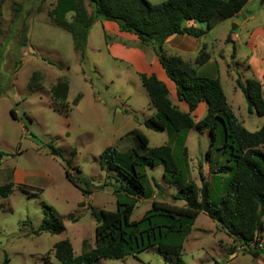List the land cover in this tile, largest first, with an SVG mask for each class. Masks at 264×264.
<instances>
[{
	"label": "rangeland",
	"instance_id": "obj_1",
	"mask_svg": "<svg viewBox=\"0 0 264 264\" xmlns=\"http://www.w3.org/2000/svg\"><path fill=\"white\" fill-rule=\"evenodd\" d=\"M55 1L3 0L0 7V151L5 153L0 157V185L14 183L12 193L0 197V264L5 256L9 264H61L54 256V244L61 239L69 240L75 255L93 248L96 220L90 207L115 211L114 189L122 182L116 172L99 166L102 150L113 147L118 155L127 158L133 151L142 153L130 133L132 129H139L148 137L149 148L173 145L166 130L145 127L144 119L156 113L147 91L134 66L113 56L106 46L112 42H136L137 47L143 44L131 34L106 35L102 31L104 20L96 18L81 61L71 33L47 14ZM262 2L260 6L264 7ZM84 5L88 12L92 11L88 0H84ZM72 15L67 13L65 19L69 21ZM230 26H235L234 30L239 28L228 19L215 24L206 38L211 49H202L216 58L219 81L233 112L246 129L255 131L264 122V116L248 113L246 101L235 86L237 75L244 80L249 71L248 65L236 64L230 54V35L226 33ZM34 73L38 75V85L31 86ZM58 80L68 84L63 103L54 100L50 93ZM260 83L264 97V77ZM205 114L206 108L203 112L197 110L194 121ZM48 143L60 150L62 158L50 154ZM185 146L186 156L175 151L183 168L184 183L193 182L200 187V170L210 188V201L217 202L229 176L226 168V172L219 168L229 162L210 146L207 130L190 129ZM145 170L151 196L126 197L134 204L132 220L140 219L153 200L184 206V201L173 198L177 184L163 177L161 164ZM65 171L88 191L85 195L67 180ZM14 175L19 177L16 182ZM47 206L62 215L63 232H32L44 217H49L45 213ZM240 243L200 212L187 227L180 257L184 264H264V251L253 257L248 250L240 249ZM94 264L177 262L175 255L164 257L156 247H151L121 259L100 258Z\"/></svg>",
	"mask_w": 264,
	"mask_h": 264
},
{
	"label": "trees",
	"instance_id": "obj_2",
	"mask_svg": "<svg viewBox=\"0 0 264 264\" xmlns=\"http://www.w3.org/2000/svg\"><path fill=\"white\" fill-rule=\"evenodd\" d=\"M3 0H0V7ZM247 0H164L151 3L149 0H88L92 11L88 12L84 0H56L47 14L54 23L68 30L74 41V48L85 58L87 36L96 18L115 22L119 31L135 35L141 44H149L168 79L175 85L176 100L187 106L182 111L173 104L164 82L154 74L137 73L147 91L151 106L156 113L144 119L146 128L166 130L173 145L148 147V137L139 129H132L138 151L128 158L120 156L113 147H106L99 155V166L120 175L121 183L114 189L117 193L116 210L97 211L90 207L96 220L95 246L75 255L67 239L54 244V256L61 264H94L100 258L121 259L129 254L156 247L164 257L175 255L177 264H184L180 255L187 227L200 212H204L226 232L233 241L247 242L256 232L264 230V122L255 131L246 129L229 105L218 78L201 75L197 68L204 64L209 55L202 50L193 63L180 56L168 55L163 50L164 41L172 34H188L201 37L218 22L231 18L246 4ZM67 13H72L69 21ZM1 14V13H0ZM187 21L203 24L202 28L186 25ZM1 32V29H0ZM233 55V52H232ZM34 73L31 86L38 85ZM248 113L264 116L262 84L255 77L241 80L235 78ZM51 97L63 103L68 94V84L58 80L50 89ZM200 102L206 104V114L194 121L192 112ZM13 113V112H12ZM207 130L210 146L220 151L229 162L219 171L229 172L223 193L217 202L210 201V188L199 170L201 186L184 183L183 168L176 156V149L186 156L185 140L190 129ZM219 146L215 148V143ZM47 147L51 155L62 158L61 152L52 143ZM210 149L207 156H210ZM5 155L0 151V157ZM161 164L163 177L177 184L176 200L185 202L177 207L153 200L151 207L140 219L132 220L133 202L126 197L149 198L151 190L147 185L146 167ZM65 177L85 195L76 179L67 171ZM218 173V171H217ZM13 182L0 185V197H7L13 191ZM23 187V186H22ZM82 204V202H81ZM42 222L32 232L59 234L65 230L62 215L47 206ZM262 249L249 251L258 257ZM2 264H9L8 257Z\"/></svg>",
	"mask_w": 264,
	"mask_h": 264
},
{
	"label": "crops",
	"instance_id": "obj_3",
	"mask_svg": "<svg viewBox=\"0 0 264 264\" xmlns=\"http://www.w3.org/2000/svg\"><path fill=\"white\" fill-rule=\"evenodd\" d=\"M262 3V0H247L240 12L228 18L231 23L238 25V30H234L235 26H230L226 32L230 35V44L232 46L230 54L232 55L233 52L234 62L236 64L244 62L248 65L249 73L245 77H255L260 82L264 77V7L260 6ZM243 14L244 17H242ZM259 19H261L260 22H258ZM185 24L199 28L203 27V24L195 21H187ZM102 31L106 35L109 32L116 36L129 34L119 31L117 24L108 20H104V23H102ZM208 34L209 31L198 38L188 34H172L164 41L163 50L168 55H177L185 61L193 63L202 47H206V50L208 48L211 49V46H208L206 42ZM132 36L138 41L135 35ZM112 43L110 45L107 43L106 46L113 56L121 57L126 62H129L136 69V73H144L146 75L154 74L159 80L165 83L171 102L177 105L182 111L188 110L183 102L176 100L175 85L166 76L151 45L143 44V47H137L134 44L136 42H133L132 45ZM230 54L229 56H231ZM197 72L201 75L218 78L220 80V67L212 54H210L209 59L204 64L197 68ZM224 72L228 73L226 69ZM205 108L204 103L200 102L192 112L193 118L197 110L203 112ZM18 178V175H14L13 181L16 182Z\"/></svg>",
	"mask_w": 264,
	"mask_h": 264
},
{
	"label": "built area",
	"instance_id": "obj_4",
	"mask_svg": "<svg viewBox=\"0 0 264 264\" xmlns=\"http://www.w3.org/2000/svg\"><path fill=\"white\" fill-rule=\"evenodd\" d=\"M240 244V249H246L248 251L262 249L264 247V230L256 232L255 236L251 240L241 242Z\"/></svg>",
	"mask_w": 264,
	"mask_h": 264
},
{
	"label": "water",
	"instance_id": "obj_5",
	"mask_svg": "<svg viewBox=\"0 0 264 264\" xmlns=\"http://www.w3.org/2000/svg\"><path fill=\"white\" fill-rule=\"evenodd\" d=\"M242 17H244V14L242 15Z\"/></svg>",
	"mask_w": 264,
	"mask_h": 264
}]
</instances>
